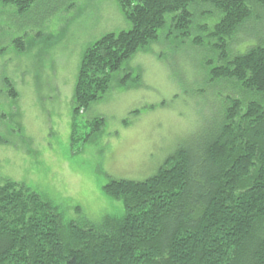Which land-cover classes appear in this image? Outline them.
Returning a JSON list of instances; mask_svg holds the SVG:
<instances>
[{
  "label": "trees",
  "instance_id": "obj_1",
  "mask_svg": "<svg viewBox=\"0 0 264 264\" xmlns=\"http://www.w3.org/2000/svg\"><path fill=\"white\" fill-rule=\"evenodd\" d=\"M38 1L0 0V9L15 4L22 14ZM116 1L132 26L86 48L74 116L169 25L194 45L209 43L210 82L230 86L217 98V122L151 177L112 178L104 192L124 214L97 225L67 222L30 187L0 183V264H264V0ZM216 11L214 25L199 21ZM14 42L23 49L22 37Z\"/></svg>",
  "mask_w": 264,
  "mask_h": 264
},
{
  "label": "rangeland",
  "instance_id": "obj_2",
  "mask_svg": "<svg viewBox=\"0 0 264 264\" xmlns=\"http://www.w3.org/2000/svg\"><path fill=\"white\" fill-rule=\"evenodd\" d=\"M2 8L0 183L30 187L65 221L97 225L106 215L122 216L123 202L104 192L112 178L151 177L217 122V98L230 86L210 82L217 61L209 43L194 45L167 25L113 74L107 94L75 117L86 48L132 26L117 1L39 0L22 14L15 4ZM219 16L204 13L199 21L212 26ZM19 37L23 49L14 42ZM96 118L102 123L94 127Z\"/></svg>",
  "mask_w": 264,
  "mask_h": 264
},
{
  "label": "bare ground",
  "instance_id": "obj_3",
  "mask_svg": "<svg viewBox=\"0 0 264 264\" xmlns=\"http://www.w3.org/2000/svg\"><path fill=\"white\" fill-rule=\"evenodd\" d=\"M115 4V3H114ZM188 109V108H187Z\"/></svg>",
  "mask_w": 264,
  "mask_h": 264
}]
</instances>
